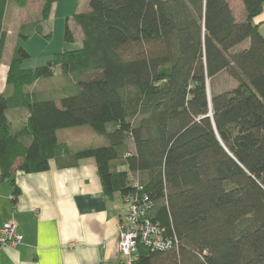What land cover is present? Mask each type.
Segmentation results:
<instances>
[{
    "label": "trees",
    "instance_id": "obj_1",
    "mask_svg": "<svg viewBox=\"0 0 264 264\" xmlns=\"http://www.w3.org/2000/svg\"><path fill=\"white\" fill-rule=\"evenodd\" d=\"M10 1L0 0V58ZM20 25L42 33L57 0ZM89 0L66 19L64 37L82 46L25 67L19 43L0 91V178L20 193L14 169L41 172L95 159L106 194L148 196L147 216L177 245L137 246L136 264H264V0ZM248 39V44L241 46ZM59 67L70 86L59 98L29 90ZM226 71L235 85L212 90ZM25 116L13 129L9 110ZM88 125L105 144L74 150L58 131Z\"/></svg>",
    "mask_w": 264,
    "mask_h": 264
},
{
    "label": "crops",
    "instance_id": "obj_2",
    "mask_svg": "<svg viewBox=\"0 0 264 264\" xmlns=\"http://www.w3.org/2000/svg\"><path fill=\"white\" fill-rule=\"evenodd\" d=\"M255 21L264 35V8ZM7 68L0 65L5 83ZM11 111L20 127L26 112ZM11 178L20 193L13 202L10 178H0V228L15 220L23 241L1 248L0 264H124L118 226L127 203L119 192L105 193L94 158L65 168L51 160L46 171L14 169Z\"/></svg>",
    "mask_w": 264,
    "mask_h": 264
},
{
    "label": "rangeland",
    "instance_id": "obj_3",
    "mask_svg": "<svg viewBox=\"0 0 264 264\" xmlns=\"http://www.w3.org/2000/svg\"><path fill=\"white\" fill-rule=\"evenodd\" d=\"M235 13L240 17L242 11L241 0H229ZM42 6L41 0H28L25 7H19L10 1L7 8L5 24L8 30L7 39L3 55L0 58V65L4 68L9 63L13 49L17 43L21 44L29 53L23 65L25 67H33L45 63L50 59L55 52L75 49L82 46V34L77 25L72 19L69 20V26L73 30L75 39L68 41L64 37L66 19L68 16L76 12L87 10L89 0H57L53 3L49 19L44 22L42 33H33L28 39L23 40L18 35V30L23 23H32L39 18ZM248 44V39L241 43L243 46ZM212 90L220 91L235 85V82L224 71L213 77L211 81ZM70 81H67L61 74L59 67L55 69L52 77H43L34 83L32 86L43 93V95L59 98L64 91L70 86ZM11 86L7 85L3 78L0 77V90L7 91ZM16 111H8V116L13 121V129L19 126V121L16 120L18 114ZM60 140H67L73 149H80L90 145H101L106 143V139L97 134L88 125L76 126L61 129L58 131Z\"/></svg>",
    "mask_w": 264,
    "mask_h": 264
},
{
    "label": "built area",
    "instance_id": "obj_4",
    "mask_svg": "<svg viewBox=\"0 0 264 264\" xmlns=\"http://www.w3.org/2000/svg\"><path fill=\"white\" fill-rule=\"evenodd\" d=\"M127 211L122 215L118 226L119 250L124 264H136L137 246L142 242L152 248H170L177 245L176 236L153 222L147 213L152 207L148 196L130 194L126 197ZM23 241L15 220L6 221L0 228V250L7 245H16Z\"/></svg>",
    "mask_w": 264,
    "mask_h": 264
}]
</instances>
